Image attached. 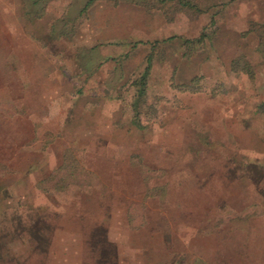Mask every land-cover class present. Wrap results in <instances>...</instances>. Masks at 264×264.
<instances>
[{"label":"rangeland","instance_id":"rangeland-1","mask_svg":"<svg viewBox=\"0 0 264 264\" xmlns=\"http://www.w3.org/2000/svg\"><path fill=\"white\" fill-rule=\"evenodd\" d=\"M88 1L0 0V264H264V0Z\"/></svg>","mask_w":264,"mask_h":264},{"label":"trees","instance_id":"trees-1","mask_svg":"<svg viewBox=\"0 0 264 264\" xmlns=\"http://www.w3.org/2000/svg\"><path fill=\"white\" fill-rule=\"evenodd\" d=\"M90 1L91 0H89L85 4V6L81 12H84L87 9ZM128 1H130L131 3H134L136 5H140V6L144 7V5H145L144 3H146L148 0H128ZM149 1H150L149 8H151V7L157 8L158 4L165 5L168 1H172V2H174V8H173L174 11H182L183 9H188V10L194 11L195 13H201L200 9L191 0H149ZM36 3L37 2L34 1L33 5H35ZM26 9L28 10L27 6H26ZM25 12L29 13L26 10H25ZM28 15L29 14H27V16ZM37 16H35V17H37ZM171 39L172 38L168 39L167 41H170ZM180 39L182 41V46L184 47V51L186 52L185 54H192L195 51L202 48V46L204 45V43L208 39V35L205 32H202L197 38H194V39H184V38H180ZM151 63H152L151 58H147V65L145 67L144 74H143L144 77L147 76V74L150 72ZM245 64H247V63L245 62ZM247 67H249L248 64H247ZM183 87H185V86H183ZM185 89H189V88L187 87ZM141 93H142V91H141Z\"/></svg>","mask_w":264,"mask_h":264},{"label":"bare ground","instance_id":"bare-ground-1","mask_svg":"<svg viewBox=\"0 0 264 264\" xmlns=\"http://www.w3.org/2000/svg\"><path fill=\"white\" fill-rule=\"evenodd\" d=\"M103 189V188H102ZM150 221V220H149Z\"/></svg>","mask_w":264,"mask_h":264}]
</instances>
